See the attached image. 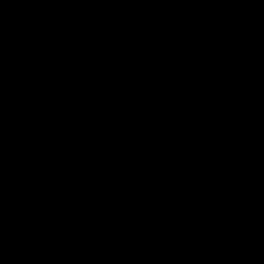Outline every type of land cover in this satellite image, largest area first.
Instances as JSON below:
<instances>
[{
  "label": "water",
  "instance_id": "95a60500",
  "mask_svg": "<svg viewBox=\"0 0 264 264\" xmlns=\"http://www.w3.org/2000/svg\"><path fill=\"white\" fill-rule=\"evenodd\" d=\"M0 264H264V0H0Z\"/></svg>",
  "mask_w": 264,
  "mask_h": 264
}]
</instances>
